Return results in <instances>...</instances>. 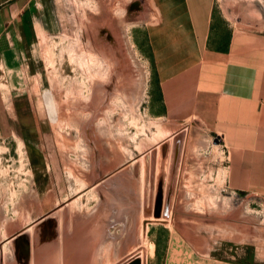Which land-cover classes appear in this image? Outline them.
<instances>
[{
	"label": "rangeland",
	"instance_id": "374dc122",
	"mask_svg": "<svg viewBox=\"0 0 264 264\" xmlns=\"http://www.w3.org/2000/svg\"><path fill=\"white\" fill-rule=\"evenodd\" d=\"M236 1L258 7L246 15L252 16L253 27L264 31V0ZM149 3L33 1L31 13L28 11V29L21 50H17L24 53L26 60L18 65V71H0V264H28L34 252H41L42 240L50 251L59 252L60 248L70 262H78L82 257H75L76 245L69 236L80 227L78 223H84L81 221L85 219L78 220L82 217L89 219L84 224L93 227L92 264H167L172 234L196 238L194 229L186 230L184 223L196 220L201 202L207 216L205 223L211 225V200H201L198 194L202 189L211 190V180H217L218 174L213 176L211 168L205 183H198L201 169L204 167L206 173V167L213 166L205 160L201 163L199 157L222 155L223 141L208 135L197 119L162 118L159 82L146 29L151 14ZM90 121L92 129L87 130L92 131L93 140L98 138L104 145L100 132L111 131L129 154L120 165L124 169L131 168L134 160L146 165L156 161L158 172L164 171L169 177L164 184L168 201L164 208L170 206L169 212L163 218L147 210L140 216L131 215L125 232L131 235L132 243L119 255L109 254L106 259L101 240L96 239L97 229L108 223L106 217L89 218L72 211L95 209L100 199L94 190L87 193L88 187L117 169L111 164V151H102L103 169L99 174L92 172L84 157L87 145L82 133L83 123ZM165 142L172 145L171 157L161 147L162 152L155 148ZM203 143L208 144L204 148L207 152L198 151L203 149ZM148 170L152 166L146 167ZM135 171L139 176L140 169ZM146 183H151L149 174ZM147 188L149 193L151 184ZM225 201L226 198L219 200L220 207ZM64 207L66 215L58 216ZM257 208L261 211L262 206ZM258 210L252 212V222ZM222 218L220 222L226 223ZM226 234L221 229L213 242L216 257L237 264L252 261L251 249L229 242ZM209 235L204 232L205 239ZM6 238L10 242L5 244ZM150 248H154L153 254ZM88 257L83 256L86 260Z\"/></svg>",
	"mask_w": 264,
	"mask_h": 264
},
{
	"label": "crops",
	"instance_id": "0c3cea01",
	"mask_svg": "<svg viewBox=\"0 0 264 264\" xmlns=\"http://www.w3.org/2000/svg\"><path fill=\"white\" fill-rule=\"evenodd\" d=\"M33 1L0 0V71H18V65L26 60L24 53L17 50H21L28 29V13H31L29 9ZM148 1L151 14L146 29L159 82L162 118L169 121L197 119L208 135L222 139L224 148L222 155H215L216 158L199 157L201 163L205 160L206 164L212 162L213 166H207L209 171L206 173L203 167L197 182L205 183V175L211 168L212 175L217 173L216 179H220L218 182L211 180L212 189L205 192L202 189L198 194L201 200H211V225L205 223L207 216L201 202L197 205L196 220L184 223L186 230L194 229L196 238L187 235L177 238L172 234L166 262L237 264L223 262L215 255L217 248L213 242L223 229L229 242L251 249L253 259L244 264H264V31L253 27L252 16L246 15L258 7L244 2L241 5L236 0ZM206 146L208 144L203 143V149L198 151L207 152L204 150ZM160 147L171 157L170 143L155 147L159 148L158 152H162ZM120 165L115 164L113 167L117 169L107 172L100 181L96 180L88 187L87 193L94 190L99 194L100 208L90 212L72 209L74 215L105 216L108 223L111 216L128 217L124 226L117 227V222L111 224L113 230L110 233L108 223L97 230L96 239L101 240L102 247L113 246V243L116 248L130 245L132 238L128 241L123 235L129 217L143 215L146 210L150 214L157 213V209L163 210L168 202L164 184L169 177L164 171L158 172L160 166L156 161L146 165L134 160L131 168L126 170ZM151 166L152 170L146 171V167ZM135 168L140 169L139 176ZM148 174L151 177L149 193ZM157 184H161L164 190ZM221 198L227 199L222 207L219 205ZM257 206H262L261 211ZM129 207L133 211H129ZM169 209L165 210V215ZM256 209L258 212L252 222V212ZM222 217L226 223L220 222ZM237 217L242 218L236 222ZM84 223H78L80 227L75 228L74 235L70 234V240L74 238L76 245L75 257H82L81 260L70 262L60 248L59 252H51L43 243L42 233V250L39 254L35 252L28 264H92L93 227ZM206 231L210 235L205 239ZM86 255L88 260L83 258Z\"/></svg>",
	"mask_w": 264,
	"mask_h": 264
},
{
	"label": "bare ground",
	"instance_id": "6f19581e",
	"mask_svg": "<svg viewBox=\"0 0 264 264\" xmlns=\"http://www.w3.org/2000/svg\"><path fill=\"white\" fill-rule=\"evenodd\" d=\"M85 46H87V45H85ZM79 47V46H78ZM81 47V46H80ZM90 47V46H89ZM86 48H88V47H86ZM89 49V48H88ZM84 50V49H83ZM82 50V51H83ZM88 51H90V50H88ZM88 51H87V53H88ZM81 52V51H80ZM79 52V53H80ZM92 52V51H91ZM82 58V57H81ZM87 122V121H86ZM86 122H84L83 123V129H82V133H84L83 135H84V138H85V141H86V145H87V147L85 146V148H86V151L84 150V157H85V159H88L89 160V162H90V168L92 169V172L94 171V172H97L98 174L101 172V169H103V168H101V155L103 154L102 153V151H105L106 153L108 152L109 153V151H111V158H110V160H111V164H119V163H122L125 159H124V157H125V155H127L126 157H128V153H126L125 151H124V149L122 150V148H121V146L118 144V142L116 141V138L114 137V135H113V133H110L111 131H108V130H103L102 129V133L100 132V134L102 135V136H104L103 138L104 139H102L103 140V143H105L104 145L102 144V143H99L98 141H99V139L97 138L96 140H93V138L91 137V135H92V131H90V130H87V128L88 129H92L91 127H92V122H93V120H92V122L90 121V122H88V123H86ZM102 123V122H101ZM81 125V124H80ZM99 125H100V123H99ZM100 130V129H99ZM94 132V131H93ZM104 132V133H103ZM91 133V134H90ZM110 133V134H109ZM171 142V141H170ZM104 152V153H105ZM102 153V154H101ZM103 156V155H102ZM101 165V166H100ZM90 172V171H89ZM93 172V173H94ZM96 173V174H97ZM75 176V175H74ZM71 177H72V175H71ZM76 177V176H75ZM101 177V176H100ZM79 178V177H78ZM102 178V177H101ZM106 178H108V177H106ZM115 178V177H114ZM137 180V179H136ZM92 181V180H91ZM99 183V182H98ZM83 184V183H82ZM86 183H84V185H85ZM82 187H83V185H82ZM86 187V186H85ZM73 189V188H72ZM85 189V188H84ZM95 189H96V187H95ZM82 190V189H81ZM188 191V190H187ZM92 192V191H91ZM95 192V191H94ZM98 196H99V194H98ZM80 197V196H79ZM65 200V199H64ZM68 200V199H67ZM115 200V199H114ZM50 201V200H49ZM59 203V202H58ZM127 203V202H126ZM76 204H77V202H76ZM100 205H101V201L99 202V204L97 205V208H100ZM130 205H132V203H130ZM129 205V206H130ZM84 206V205H83ZM126 206H128V205H126ZM119 207V206H118ZM133 207V206H132ZM168 208V207H167ZM128 210L130 211H133V209L131 208V207H129L128 208ZM165 208L162 210H158L157 209V213H156V211H153V214H155L156 216H160L161 218H163V217H165ZM76 211V210H75ZM118 211V210H117ZM122 211V210H121ZM119 212V211H118ZM117 212V213H118ZM162 212V213H161ZM166 213H168V212H166ZM61 214H65L66 215V212L64 213V210L60 213V214H58L57 213V215L58 216H61ZM114 214V213H113ZM66 218V217H65ZM130 218V217H129ZM82 219H86V217H82ZM67 220V219H66ZM109 223L107 224L108 225V228H109V232L108 233H110L113 229L110 227L111 226V224L112 225H114L113 223L114 222H117L118 223V226L117 227H120V226H124V224H126L127 222H128V217L126 216V215H124V216H122L121 215V217H116V216H111V217H109ZM106 221V220H105ZM73 226V225H72ZM127 226V225H126ZM126 226H125V228H126ZM174 227V226H173ZM30 228V227H29ZM70 228V227H69ZM102 228H103V226H102ZM40 229V228H39ZM124 229V228H123ZM30 230V229H29ZM98 230V229H97ZM118 230V229H117ZM122 230V229H121ZM114 231H115V229H114ZM113 231V232H114ZM175 231V230H174ZM90 232V231H89ZM104 235V234H103ZM116 235V234H115ZM120 235V234H119ZM123 235H124V239L127 237V240L128 241H130L131 240V235L129 234H127L126 232H124L123 233ZM42 236V235H41ZM61 236V235H60ZM63 238H64V236H62ZM70 237V236H69ZM86 237V236H85ZM24 238V237H23ZM61 238V237H60ZM121 238V237H120ZM119 239V238H118ZM117 239V240H118ZM124 239H122V240H124ZM6 241H5V244L6 243H9L10 242V239L9 238H6L5 239ZM14 241V240H13ZM37 241V243H38V240H36ZM18 242V241H17ZM34 243V242H33ZM50 243H52V241L50 242ZM117 243V242H116ZM4 244V245H5ZM20 244V243H19ZM23 244V243H22ZM46 245V244H45ZM42 246H44V245H42ZM113 246H115L114 245V243H113ZM112 245H108L107 247H102V254H103V257L106 259V257H108L109 256V254L110 255H112V254H117V255H119L120 253H121V251H122V249L124 248H120L119 247V245L117 246L118 248H116V247H113ZM126 246V245H125ZM11 247H12V244H11ZM7 248V247H6ZM6 248H5V250H6ZM10 248V247H9ZM17 248V247H16ZM11 249V248H10ZM18 249V248H17ZM31 249H33V245H32V248ZM115 249V250H114ZM151 250H150V252L153 254L154 253V248H150ZM11 251V250H10ZM8 252V251H5V253L6 252H8V254L9 253H11V252H13V251H11V252ZM15 251V250H14ZM23 251V250H22ZM21 251V252H22ZM51 251H53V250H51ZM18 252V251H17ZM24 252V251H23ZM32 253V252H31ZM35 253V252H34ZM143 253V252H142ZM143 255V254H142ZM22 256H24V255H22ZM44 256V255H43ZM8 258H10V257H8ZM11 258H14V257H12L11 256ZM20 258V257H19ZM135 259V258H134ZM8 260V259H7ZM29 260V259H28ZM10 261V260H9ZM12 261V260H11ZM33 264V263H32ZM41 264H43V263H41ZM143 264V263H142Z\"/></svg>",
	"mask_w": 264,
	"mask_h": 264
},
{
	"label": "water",
	"instance_id": "95a60500",
	"mask_svg": "<svg viewBox=\"0 0 264 264\" xmlns=\"http://www.w3.org/2000/svg\"><path fill=\"white\" fill-rule=\"evenodd\" d=\"M133 264H138V262H134Z\"/></svg>",
	"mask_w": 264,
	"mask_h": 264
}]
</instances>
